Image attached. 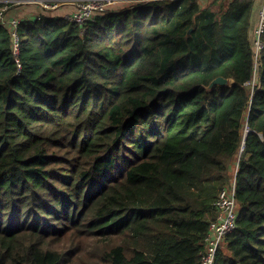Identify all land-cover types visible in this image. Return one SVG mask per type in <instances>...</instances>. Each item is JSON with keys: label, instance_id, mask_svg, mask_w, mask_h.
I'll list each match as a JSON object with an SVG mask.
<instances>
[{"label": "trees", "instance_id": "1", "mask_svg": "<svg viewBox=\"0 0 264 264\" xmlns=\"http://www.w3.org/2000/svg\"><path fill=\"white\" fill-rule=\"evenodd\" d=\"M255 5L148 1L84 29L42 12L18 57L0 27V264H202L233 181L214 264H264ZM219 78L232 86L209 102Z\"/></svg>", "mask_w": 264, "mask_h": 264}, {"label": "built area", "instance_id": "2", "mask_svg": "<svg viewBox=\"0 0 264 264\" xmlns=\"http://www.w3.org/2000/svg\"><path fill=\"white\" fill-rule=\"evenodd\" d=\"M5 4L1 3L0 7V27H6L11 33L12 46L14 55L19 56L21 38L19 35V27L21 21L17 16L9 15V7L37 6L41 12L56 11L63 6H72L74 10L65 18L81 27L85 28L87 22L92 17L99 13H105L114 5L119 3V0H4ZM157 1V0H152ZM37 20L41 19V15H36ZM264 0H262L259 11L258 24L255 29V58L258 61L259 56L264 48ZM17 63L19 61L17 60ZM20 68L21 65L18 64ZM218 215L217 219L211 223L209 232L206 237V253L202 258V264H214L217 251L223 240L231 234L237 227L238 210L236 199V183L233 181L230 186L223 188L215 202Z\"/></svg>", "mask_w": 264, "mask_h": 264}, {"label": "rangeland", "instance_id": "3", "mask_svg": "<svg viewBox=\"0 0 264 264\" xmlns=\"http://www.w3.org/2000/svg\"><path fill=\"white\" fill-rule=\"evenodd\" d=\"M152 0H119V3L114 5L111 9L113 10H122L124 8L136 5L137 3L141 2H148ZM4 0H0V7L2 6L1 3H4ZM202 8H209L211 4V0H200ZM71 9L70 12L74 10L72 6H63L59 8L56 11L64 12L65 10ZM51 12V11H50ZM55 11H52V13ZM69 12V13H70ZM41 9L37 6H32V7H26V6H20V7H15V6H10L9 7V15L10 16H17L19 17L20 20L27 19V18H35L36 15L41 14ZM67 13L66 15H68ZM65 15V16H66ZM233 81L229 80L228 86H223L221 83H215L209 87V102L212 101V98L214 96V92H216L217 96L220 98L222 95H224L226 92H228V88L232 86Z\"/></svg>", "mask_w": 264, "mask_h": 264}, {"label": "crops", "instance_id": "4", "mask_svg": "<svg viewBox=\"0 0 264 264\" xmlns=\"http://www.w3.org/2000/svg\"><path fill=\"white\" fill-rule=\"evenodd\" d=\"M261 4H262V0H256V5H255V10H256V14H257V17L259 15V11H260V8H261ZM71 11V9H68V10H65V14L69 13Z\"/></svg>", "mask_w": 264, "mask_h": 264}, {"label": "water", "instance_id": "5", "mask_svg": "<svg viewBox=\"0 0 264 264\" xmlns=\"http://www.w3.org/2000/svg\"><path fill=\"white\" fill-rule=\"evenodd\" d=\"M215 83H221L223 86H228L229 79L219 78V79H217L216 81L213 82V84H215ZM246 138H247V136H245V139Z\"/></svg>", "mask_w": 264, "mask_h": 264}]
</instances>
